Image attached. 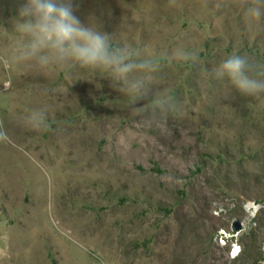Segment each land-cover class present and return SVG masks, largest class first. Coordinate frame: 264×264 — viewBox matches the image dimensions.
<instances>
[{"label":"rangeland","instance_id":"rangeland-1","mask_svg":"<svg viewBox=\"0 0 264 264\" xmlns=\"http://www.w3.org/2000/svg\"><path fill=\"white\" fill-rule=\"evenodd\" d=\"M217 2L78 0L156 66L128 74L130 94L102 68L14 62L21 0H0V264H264V97L210 75L234 51L264 64V30ZM178 47L198 62L168 58Z\"/></svg>","mask_w":264,"mask_h":264},{"label":"clouds","instance_id":"clouds-1","mask_svg":"<svg viewBox=\"0 0 264 264\" xmlns=\"http://www.w3.org/2000/svg\"><path fill=\"white\" fill-rule=\"evenodd\" d=\"M247 21L255 22L264 30V0H236ZM224 6L218 0L217 8ZM78 0H21L16 10L17 29L28 37L26 49L15 58L16 63H34L47 67L50 63L61 66L75 62L84 68H102L114 79L128 84V74L134 70L155 71L152 61L132 62L131 51L116 47L111 36L99 27L85 23L77 15ZM168 58L181 62L197 63L199 53L178 47ZM210 75L219 81H227L243 96L264 97V64L253 62L248 56L232 52L221 60ZM142 82L128 84L130 94H139ZM47 114L36 110L27 118V124L35 129L46 125ZM162 132L166 124L160 125Z\"/></svg>","mask_w":264,"mask_h":264},{"label":"built area","instance_id":"built-area-1","mask_svg":"<svg viewBox=\"0 0 264 264\" xmlns=\"http://www.w3.org/2000/svg\"><path fill=\"white\" fill-rule=\"evenodd\" d=\"M247 209H248V211L251 212L252 217H254V216L256 215L257 211H258V207H257L255 204H249V205L247 206ZM224 234L226 235V233H224ZM233 234H239V232H234V231H232V233L229 234L231 237H233V240H231L232 243H231V248H230V251H229V257H230V260H236V259H238L239 256H240L241 253H242V249H241L240 245H239L238 242L235 240V238H236L238 235H233ZM233 247H238V248L240 249V251L236 254V256H233V255H232V249H233Z\"/></svg>","mask_w":264,"mask_h":264},{"label":"water","instance_id":"water-1","mask_svg":"<svg viewBox=\"0 0 264 264\" xmlns=\"http://www.w3.org/2000/svg\"><path fill=\"white\" fill-rule=\"evenodd\" d=\"M242 229V225L240 221H235L233 226V231L238 232Z\"/></svg>","mask_w":264,"mask_h":264},{"label":"snow or ice","instance_id":"snow-or-ice-1","mask_svg":"<svg viewBox=\"0 0 264 264\" xmlns=\"http://www.w3.org/2000/svg\"><path fill=\"white\" fill-rule=\"evenodd\" d=\"M240 251V249L238 247H233L232 249V255L236 256V254Z\"/></svg>","mask_w":264,"mask_h":264}]
</instances>
